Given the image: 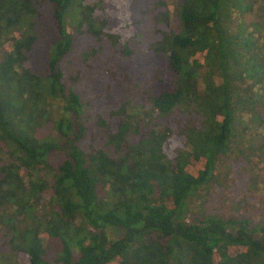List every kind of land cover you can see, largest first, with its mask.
Wrapping results in <instances>:
<instances>
[{
	"label": "trees",
	"instance_id": "obj_1",
	"mask_svg": "<svg viewBox=\"0 0 264 264\" xmlns=\"http://www.w3.org/2000/svg\"><path fill=\"white\" fill-rule=\"evenodd\" d=\"M44 1L53 5V29L40 75L36 44L44 34L32 32V14ZM105 1L0 0V47L9 45L0 56L2 244L22 255V264H51L48 239L59 243L55 264H264V224L251 225L243 214L199 219L188 208L200 189L217 184V163L237 155L262 121L263 5L250 14L251 0H172L169 20L166 0H127L117 25L106 14L117 6ZM133 1L143 4L139 12ZM147 16V49L156 64L165 57L172 88L147 96V109L123 99L93 115L90 97L101 96L87 86L83 98L66 88L61 65L78 59L70 62L69 82L83 72L97 78L98 67L112 78L106 62L131 54L133 26ZM76 36L96 42L72 46ZM90 47L99 54L83 64L79 52ZM110 78L103 93L111 91ZM175 112L185 116L177 132L149 122ZM47 127L67 141L66 150ZM56 151L61 159L52 165ZM108 227L122 235L108 236Z\"/></svg>",
	"mask_w": 264,
	"mask_h": 264
},
{
	"label": "rangeland",
	"instance_id": "obj_2",
	"mask_svg": "<svg viewBox=\"0 0 264 264\" xmlns=\"http://www.w3.org/2000/svg\"><path fill=\"white\" fill-rule=\"evenodd\" d=\"M86 1L95 2L96 0ZM108 1V4L110 3L109 5L112 6L115 4L117 8H115L114 11H107L106 14L116 19L117 25H123L126 19L124 17L123 7L125 6L127 0ZM251 1H254L252 3V5H254L250 14L257 11L258 4L263 5L260 13H264V0ZM139 5L140 1H133L131 5L132 11L139 12L143 4ZM172 6V0H166L165 8L167 10L169 20L172 18ZM52 11L53 5L44 1L40 7L35 6V10L32 14V17L35 18L36 21V23L32 25V32L35 31L34 33H37L40 36L44 34L42 35L43 37L41 36V40L39 39L36 44V48L38 50L36 58L38 61L36 63L37 67L35 66L34 71L40 75L45 73V59L47 52L45 50L47 47L44 46V44L50 41V38L48 37L52 34L49 30V28L53 29L51 23ZM148 16L145 20L141 19V25L135 24L133 26L134 31L137 33L136 37L130 40L129 43L131 54L129 56L118 58V60H115L114 62H106L105 67L111 68L110 72L112 73V78H110L106 70L98 67V70H94V72L99 75L97 78L96 75L91 77L87 75V73L83 72L80 73L78 81L69 82L68 75L70 73V62L75 63L78 59L75 58L71 60L68 58L70 62H67V64L63 63L61 65L66 88H71L78 94L83 93L86 95L87 87H89L95 94H99V96H101V98L90 97L92 100L90 112L92 114H95V112L104 114L107 108L115 105L123 99H127L134 105L142 104L147 109L149 106L145 102L147 96L172 88V78L165 57L162 56L158 64H156L154 62V56L151 54V51L147 49L148 42L151 39V23ZM251 16L252 15H250V18ZM120 33L127 35L125 30L120 31ZM86 42L96 41L76 36L72 39V46L75 43L85 44ZM7 46L9 45L6 44V46L0 47V56L3 54L4 48L6 49ZM88 50V52H79V60L82 63L91 60L99 54L95 47H90ZM110 50L112 51V49ZM70 52L71 51H69V53ZM69 53L66 54L65 57L68 56ZM74 53L78 54L77 48L74 50ZM34 56L35 55H33V57ZM195 57L197 56L195 55ZM101 58L107 59V57L104 56ZM28 62L29 61H27L23 66L28 67L30 65ZM123 73H125L126 78L123 77ZM108 78H110L108 82L111 87L109 94L103 93V86L107 83ZM94 79H96L98 83L100 82L103 88L98 86L99 90H96L97 85L91 82V80ZM89 95H91V93ZM80 97H82L81 94ZM56 106L59 105L53 103V107L56 108ZM259 116L262 121L257 124V127L250 131L253 137L249 139L246 144L240 146L238 145L240 151H237V155H234L233 152H231L225 160L217 163L215 170L213 171V176L215 177L217 184H207L204 187V191H201L203 188L200 189L197 192V195L189 201L188 208L190 214L197 215L199 219L205 218L206 216L212 217L214 215L224 217L233 216L237 218L243 214L246 216L251 225L264 224V111L262 109L259 111ZM183 118L185 119V116L175 112L170 115L167 120H155L150 118L149 122L156 130H162L165 127H169L171 131L177 132L178 127L175 125V122L182 120ZM71 120L73 123L77 122V118H75L74 115L71 116ZM92 120L93 118H91V121ZM243 123L250 126L247 117L242 118V124ZM252 126L250 127L252 128ZM142 128L143 127L141 126V129L139 132L137 131L138 134H136V136H140ZM47 133L48 136L56 139L60 150H66L68 143L65 139L58 137L54 132H52L50 127H47ZM246 137L248 139L249 134H247ZM135 139V136L129 137L130 142H133ZM250 146L253 147L250 148ZM60 159L61 153L56 151L49 156L48 162L55 165ZM49 196L50 189L48 188L41 193V202H47ZM1 227L2 226H0V230L2 229ZM105 231L107 235L112 238H117L122 235V231L120 229L108 227ZM3 239L4 238L1 236L0 232V264H22L24 257L14 251H11L7 245H3ZM43 245L45 246L46 259L50 261L51 264H55L53 259L54 255L58 252L59 243L55 240L48 239L43 241ZM73 255H75V252H73Z\"/></svg>",
	"mask_w": 264,
	"mask_h": 264
}]
</instances>
